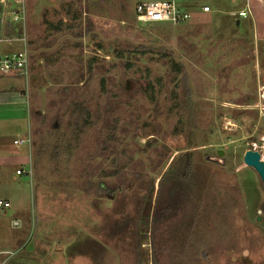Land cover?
Returning a JSON list of instances; mask_svg holds the SVG:
<instances>
[{"label": "rangeland", "instance_id": "1", "mask_svg": "<svg viewBox=\"0 0 264 264\" xmlns=\"http://www.w3.org/2000/svg\"><path fill=\"white\" fill-rule=\"evenodd\" d=\"M1 1L0 18L18 7ZM151 1L22 0L5 29L29 61V230L8 264H264V189L242 163L264 161V43L218 5L138 23Z\"/></svg>", "mask_w": 264, "mask_h": 264}, {"label": "crops", "instance_id": "2", "mask_svg": "<svg viewBox=\"0 0 264 264\" xmlns=\"http://www.w3.org/2000/svg\"><path fill=\"white\" fill-rule=\"evenodd\" d=\"M204 3L210 10L211 5L222 7L221 13L227 16L244 10L246 18L239 20L237 16L235 19L238 30L249 35L254 45L264 43V0H204ZM12 25L14 23L8 20L6 13H1L0 56L8 55L10 52L7 50L16 43L22 46L21 42L4 41L8 36L5 29L14 30ZM261 90L264 94V86ZM27 112V99L20 76L0 74V201L8 203V207L0 209V264H8L22 250L26 231L29 230L24 189L30 159L28 146L12 144L13 140L28 134ZM17 170L22 171L18 176L15 175Z\"/></svg>", "mask_w": 264, "mask_h": 264}, {"label": "built area", "instance_id": "3", "mask_svg": "<svg viewBox=\"0 0 264 264\" xmlns=\"http://www.w3.org/2000/svg\"><path fill=\"white\" fill-rule=\"evenodd\" d=\"M7 2L17 5L15 10L7 11L6 17L11 23H23L25 9L22 0H7ZM4 6V0L1 1ZM210 11L206 5L199 6L197 8L190 4V0H162V1H151V3L139 2L136 3L133 9V18L143 25L146 24H180L190 23L198 15H206ZM237 16L246 18L244 10L237 13ZM195 17V18H194ZM6 41V40H4ZM23 41V39H22ZM8 42V40H7ZM23 47L24 41L22 43ZM21 48L17 53L11 55L0 56V74H16L23 79L27 76L29 68V61L25 48ZM14 146L29 145L28 135H23L19 139L12 141ZM27 169L26 173H28ZM20 171H15V175H20ZM25 172V171H24ZM8 207V203L0 201V209Z\"/></svg>", "mask_w": 264, "mask_h": 264}, {"label": "water", "instance_id": "4", "mask_svg": "<svg viewBox=\"0 0 264 264\" xmlns=\"http://www.w3.org/2000/svg\"><path fill=\"white\" fill-rule=\"evenodd\" d=\"M218 154L221 155V152ZM242 163L249 169L255 171L264 189V161L261 160L259 153L253 150L245 151L242 157Z\"/></svg>", "mask_w": 264, "mask_h": 264}, {"label": "trees", "instance_id": "5", "mask_svg": "<svg viewBox=\"0 0 264 264\" xmlns=\"http://www.w3.org/2000/svg\"><path fill=\"white\" fill-rule=\"evenodd\" d=\"M86 116H87V114L84 113V118H82L80 121L77 120L76 126L78 127V131L79 132L83 131L85 129L84 127L86 125H88L87 123H88L89 119ZM78 131H77L76 135H74V137L77 136V134L79 133ZM176 184H181L182 185V188L184 187L183 186V184H184L183 180L180 179L178 176H176L174 179L171 180L170 187H175Z\"/></svg>", "mask_w": 264, "mask_h": 264}]
</instances>
